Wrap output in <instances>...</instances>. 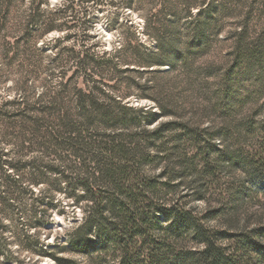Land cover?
I'll use <instances>...</instances> for the list:
<instances>
[{"label":"rangeland","instance_id":"374dc122","mask_svg":"<svg viewBox=\"0 0 264 264\" xmlns=\"http://www.w3.org/2000/svg\"><path fill=\"white\" fill-rule=\"evenodd\" d=\"M190 1L189 5L186 0H48L49 8L62 10L60 29L46 33L35 46L27 45L21 58L9 65L0 45V105L65 83L74 101L75 87L87 85L98 88L101 99L111 96L147 112V118L144 111L137 113L141 125L131 131L177 120L199 133V137L187 133L175 142L182 134L176 125L166 127L162 139L139 138L146 147V157L133 163L139 183H145L139 201L101 183L97 175L91 177L90 181L97 179L95 189L102 190L108 204L107 226L119 227L104 246L97 231L86 235L81 231L95 199L79 178L92 172L96 161L84 163L82 157L63 151L20 152L15 140L4 136L0 119L1 260L8 256L10 264H62L58 257L74 264H121L129 246L131 252L141 249L144 256L159 249L171 257V264H178L177 255L202 249L203 243L194 227L181 224L176 229L173 218L167 221L156 213L152 219L156 207L174 204L178 211L192 213L239 264H264L258 252V245L264 246V70L258 68L259 63L264 65V51L257 60L244 52L261 45L264 49V0ZM31 3L21 0L18 13L28 16ZM222 7L217 34L189 66L178 62L170 68L167 50L161 54L165 62H153L165 31L154 22V12L164 10L166 25L173 20L171 10L180 13L177 38L183 45L191 36L186 11L195 17L200 9L215 13ZM171 38L168 33L166 48ZM74 53L99 63L81 66ZM26 54L31 60L25 64ZM29 74L23 85L22 77ZM152 114L158 119L148 124ZM114 198L125 201L124 209L110 206ZM138 209L142 219L144 213L150 216L138 220L139 234L131 240L118 215L138 214ZM74 237L98 245L74 250Z\"/></svg>","mask_w":264,"mask_h":264},{"label":"trees","instance_id":"16d2710c","mask_svg":"<svg viewBox=\"0 0 264 264\" xmlns=\"http://www.w3.org/2000/svg\"><path fill=\"white\" fill-rule=\"evenodd\" d=\"M186 1L187 4H191L190 0ZM20 3L21 0H0V45L4 46L5 59L9 62L7 65L20 59L24 48H26L25 52L27 51V45L35 46L46 33L61 28L59 21L62 18V10L49 8L48 0H32L31 13L28 16L25 13H18ZM223 10H225L224 7L215 13L210 11L205 13L200 9L195 17L190 15V11H186L189 23L187 30L191 36L183 42V45L177 38L180 35L178 27L182 17L180 13L177 10H171L173 20L171 24L166 25L161 17L164 10L154 12V22L159 23L165 31L161 29L163 32L160 33L162 35L158 40L159 51L153 56V62H165L161 54L167 50L172 58L169 61L170 68H175L178 62L189 66L190 61L196 59L206 49L211 35L217 34L218 30L215 27L224 14ZM246 31V28L243 29L241 33L243 37ZM168 33L174 38H171L167 49L164 43ZM245 49V56L256 60L262 57L264 51L263 45L256 46L254 49ZM28 57L26 54L22 62L25 64L30 62L31 58ZM72 57L78 58L81 66L99 63L98 60L87 54L81 58L79 54L74 53ZM258 65V68L263 71L264 65L262 63ZM247 70H250V67ZM29 76L30 74L27 77H22L23 85L27 83ZM88 76L91 77V74L89 73ZM68 88V83H65L59 88H47L41 92H34L30 97L25 95L5 101L0 105V119L4 123V136L15 140L17 150L20 152L44 150L58 155V151H63L68 152L69 155L82 157L84 163L87 160L92 163L96 161L94 170L92 172L85 171V175L79 178L85 192L95 199L93 208L85 215L81 231L84 232V235L97 231L100 236L99 243L105 246L109 235L115 234L118 226L117 224L107 226L105 222L104 210L108 204L104 200L102 190L96 191L95 189V186H98L97 179L101 180V183L111 185L127 199L133 202L139 201L142 194L141 188L145 183H139L140 179L137 172L133 170V163L136 162L137 157L140 160L146 157V147H142L139 138L142 136L148 139L150 137L157 140L162 139L166 127L176 125L181 126L182 134L175 137V142L182 141L187 133L195 137H199V133L190 125L177 120L159 123L152 130L145 127L131 131L129 128L141 125L142 119L137 116L139 112L144 111L145 118H147L148 114L145 110H134L124 104L122 100H115L111 96L101 99L100 92L97 91L98 88L95 91L87 85L85 88L75 87L72 92L75 95V100L72 101L71 90ZM128 111H132L130 116ZM127 116L129 117L127 118ZM157 119L158 115L152 114L151 117H148V124L155 123ZM170 148L173 149V147ZM169 149L166 147V150ZM229 158L232 162L236 160L232 156ZM1 164L0 156V166ZM86 169L85 167L84 170ZM96 175L97 179L90 181L91 177ZM109 203L115 210L117 208L124 209L125 206V201L119 200V198L111 199ZM137 211L138 214L130 213L129 216L118 215L121 223L130 231L128 238L131 240L138 233L139 221L143 215L142 211L139 209ZM152 212V219L156 214L163 215L167 221L173 218L176 229L181 224L194 227L196 235L203 243L202 249L189 250L177 255L178 264H239L238 259L225 252L216 241L218 237H214L207 228L195 221L192 213L178 211V207L174 204L169 207L158 206ZM145 216H150V214L145 215L144 213L143 219ZM47 217H43L42 221L48 220ZM151 225L160 226L153 221H151ZM90 242V239L84 238L79 241L74 237L71 240V247L74 250L79 248L87 250L93 245H98V243ZM158 244L163 243L159 242ZM258 246L259 254L264 256V246ZM124 254L121 264H171V257L166 252H160L159 249L151 252L149 256H144L141 249L131 252L128 246ZM55 258L62 264H74L70 260ZM10 260V257L4 256L2 260L0 259V264H10ZM18 263L22 264L20 261Z\"/></svg>","mask_w":264,"mask_h":264}]
</instances>
